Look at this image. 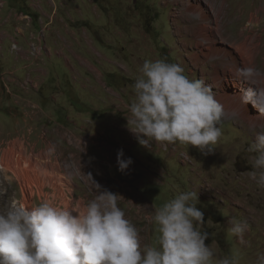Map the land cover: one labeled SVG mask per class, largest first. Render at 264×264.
Listing matches in <instances>:
<instances>
[{"label":"rangeland","instance_id":"rangeland-1","mask_svg":"<svg viewBox=\"0 0 264 264\" xmlns=\"http://www.w3.org/2000/svg\"><path fill=\"white\" fill-rule=\"evenodd\" d=\"M221 1L203 0V4L210 5L211 20L219 15L220 41L241 43L250 35L260 36L256 68L264 70V7L258 12L261 24L248 27L240 35L242 27L248 25V14L263 6L264 0H225L220 10ZM0 2L4 4L3 0ZM78 3L82 14L78 16L79 22L72 21V28L79 29L88 54H104L117 61L116 69L121 75L119 72L104 74V80L120 95L111 96L101 86L91 83L96 86V94L85 88L67 90L66 97L62 88H57L58 82L64 87L70 82L80 85L78 79L73 81L72 75L66 74L59 63L55 68L49 63L48 74L22 69L13 62L12 43L4 42L0 49V140L20 138L35 144L36 150H45L46 143H50L52 160L61 166L60 173L64 175L68 205L93 199L96 194L93 180L96 181L120 195L118 205L139 229L145 246L155 244L157 233L150 217L156 207L179 192L196 191L197 207L204 212L202 230L209 233L205 243L214 252L213 259L236 254L238 264H260L264 259V186L250 179L255 153L248 149L255 135L264 131V126L252 129L223 114V135L208 155L180 143L160 145L153 141L150 148L142 147L126 127V118L131 115L129 105L135 99L133 85L145 60L165 59L180 64L190 79H202L208 85L211 65L216 61L210 60L199 68L192 63L190 55L194 46L190 28L194 21L191 16L173 0H79L73 4ZM10 9L12 13L32 17L27 45L34 42L42 46L46 32L53 26L55 12L39 19L37 12L11 5ZM71 10L76 17V9L71 6ZM17 21L27 29L18 17ZM36 22L40 23L39 30L34 28ZM214 26L211 22V28ZM40 30H44L41 42L37 40ZM120 85L126 89L118 91ZM107 99L113 101L112 112H106L100 120H92L84 108L86 104L90 108L98 107L100 100ZM72 116L76 118L74 121H70ZM80 117L85 126L81 129L77 128L82 125ZM120 149L125 158L133 161L126 173L118 170L116 156ZM5 189L7 196L0 191L4 205L19 201L21 191L16 182H8ZM41 202L36 196L34 207ZM53 203L60 205V200ZM233 217L248 224L242 240L229 231Z\"/></svg>","mask_w":264,"mask_h":264},{"label":"clouds","instance_id":"clouds-1","mask_svg":"<svg viewBox=\"0 0 264 264\" xmlns=\"http://www.w3.org/2000/svg\"><path fill=\"white\" fill-rule=\"evenodd\" d=\"M139 71L126 118L139 145L180 143L211 154L223 135V107L212 87L202 79H190L180 64L165 59L145 60ZM231 74L255 86L243 92L241 102L264 115V73L242 65ZM248 150L255 153L250 179L264 186V131L255 135ZM116 161L121 173L133 164L123 149L117 151ZM93 186V199L70 207L48 200L35 207L9 205L0 213V264H238L236 254L213 259L196 191L179 192L156 207L150 217L155 244L145 246L139 229L118 205L120 195L94 180ZM229 222L230 233L242 240L247 222L235 217Z\"/></svg>","mask_w":264,"mask_h":264},{"label":"bare ground","instance_id":"bare-ground-1","mask_svg":"<svg viewBox=\"0 0 264 264\" xmlns=\"http://www.w3.org/2000/svg\"><path fill=\"white\" fill-rule=\"evenodd\" d=\"M173 1L179 3L181 10L189 14L194 21L190 28L194 46L190 59L194 66L199 68L210 60L216 61L211 65L212 71L209 73L208 85L212 87L216 100L222 105L223 114L235 118L236 123L252 129L264 126V115L260 114L251 103L241 102L240 96L246 91L248 85H244L246 83L238 81L231 74L237 66L257 67V56L261 46L260 36L250 35L241 43L222 42L217 19L219 15H215L211 20L208 14L210 11L208 3L203 4V0ZM224 4L225 0H222L220 10H223ZM263 7L264 5L248 14V25L242 27L240 35L248 27L261 24L258 12L263 10ZM211 22L215 25L214 29L211 28ZM260 72L264 73V70L261 69ZM249 87L255 90V86ZM46 145L45 150H36L35 144L27 143L20 138L7 142L0 140V191H4V196H7L6 184L16 182L21 191L19 203L34 207V199L37 196L41 201L48 200L52 203L59 199L60 205L69 206L65 195L67 192L63 181L64 175L60 173L61 166L52 160L53 152L50 143L47 142ZM7 208L8 206L1 202L0 196V213L5 212Z\"/></svg>","mask_w":264,"mask_h":264},{"label":"crops","instance_id":"crops-1","mask_svg":"<svg viewBox=\"0 0 264 264\" xmlns=\"http://www.w3.org/2000/svg\"><path fill=\"white\" fill-rule=\"evenodd\" d=\"M3 1L4 8L0 12V49L2 51L4 42H16L18 50H13L10 47V51L13 54V62L20 64L22 69L26 68L32 72L34 70H40L47 74L50 71L48 68L49 63L52 64V68H55V65H58L59 63L64 68L66 74L72 75L73 81L76 79L80 81V85L70 82L67 87L62 86L58 82L57 88H62L61 91L66 97H68L65 93L67 90L77 91L84 90L85 88L90 90V92H93V95L96 91L95 85L101 86L102 90H105L111 96L120 95L112 85H109L104 80V74L111 75L112 72H119L116 69L117 61H115L114 58L104 56V54H88V48L84 46L85 44L81 41L79 29L72 28V21H75V23L79 22L80 20L78 16L80 17L82 14L79 10V3L73 4L74 1L78 2L79 0H10L8 3L7 0ZM10 5L17 9L20 8L26 11L37 12L39 13V19L42 18L41 16H50V13L55 12L53 26H51L48 29L49 31L46 32L42 43L43 53L40 54L41 57L38 56L40 60H36L37 57L33 58L28 53L27 42L29 40L28 36L30 32L28 31L27 33V29H23L21 23L17 21L18 14L11 12ZM71 6L76 9V17L72 15L73 11L71 10ZM32 16L34 17L35 14L32 13ZM72 18L75 20H72ZM34 28L39 30L40 23L36 22ZM97 58H99V60H97ZM45 61L48 62L47 65L45 64ZM91 83H94L95 85L91 86ZM117 89L118 91H124L126 88L120 85ZM69 94V97L73 100V96L71 93ZM100 102V106L98 107L90 108L87 104L84 107L87 114L92 115V120H100L106 112H112L110 111V107L113 105V101L107 99L105 101L100 100ZM123 106L125 108L128 107L125 104ZM77 114L81 117H87V114L85 115L78 112ZM81 117L78 119L82 124L81 121L84 120ZM75 119L76 118L72 116L70 121H74ZM81 127L85 126L83 124L77 126L79 129H81Z\"/></svg>","mask_w":264,"mask_h":264},{"label":"built area","instance_id":"built-area-1","mask_svg":"<svg viewBox=\"0 0 264 264\" xmlns=\"http://www.w3.org/2000/svg\"><path fill=\"white\" fill-rule=\"evenodd\" d=\"M4 7V4L2 2H0V12L2 11ZM19 18V20L23 21L24 22V25L25 27L27 28V30L30 29L31 25H33V19L30 15H27V14H18L17 16ZM31 34V32L29 33ZM44 34V30H40L38 33H37V40H39V42H41V38ZM30 36V35H29ZM34 36V35H32ZM34 40V39H32ZM36 40V41H37ZM11 49L13 50H18V46H17V43L16 42H13L11 44ZM28 50H29V54L32 56V57H38L40 55V52L42 50V46L41 44H35L34 42H30L28 44Z\"/></svg>","mask_w":264,"mask_h":264}]
</instances>
